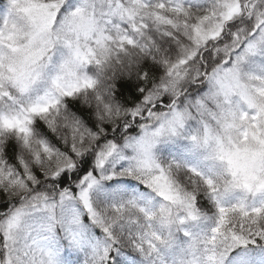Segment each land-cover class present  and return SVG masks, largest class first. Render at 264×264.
Listing matches in <instances>:
<instances>
[{"label": "snow or ice", "instance_id": "snow-or-ice-1", "mask_svg": "<svg viewBox=\"0 0 264 264\" xmlns=\"http://www.w3.org/2000/svg\"><path fill=\"white\" fill-rule=\"evenodd\" d=\"M0 264H264V0H0Z\"/></svg>", "mask_w": 264, "mask_h": 264}]
</instances>
